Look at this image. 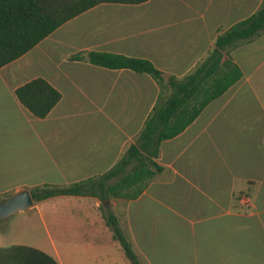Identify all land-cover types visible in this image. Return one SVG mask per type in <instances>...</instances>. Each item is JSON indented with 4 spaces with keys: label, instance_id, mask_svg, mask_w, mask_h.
<instances>
[{
    "label": "crops",
    "instance_id": "crops-1",
    "mask_svg": "<svg viewBox=\"0 0 264 264\" xmlns=\"http://www.w3.org/2000/svg\"><path fill=\"white\" fill-rule=\"evenodd\" d=\"M260 3L103 1L0 66V194L107 171L135 142L155 104L160 87L149 73L71 54L145 57L165 80L182 79L221 30ZM230 55L241 77L160 142L154 160L161 169L137 197L34 200L0 219V264H133L104 211L117 216L139 264H264V31ZM36 77L61 93L44 116L16 94ZM171 91L166 84L164 96ZM245 194L248 204L240 200Z\"/></svg>",
    "mask_w": 264,
    "mask_h": 264
},
{
    "label": "trees",
    "instance_id": "trees-1",
    "mask_svg": "<svg viewBox=\"0 0 264 264\" xmlns=\"http://www.w3.org/2000/svg\"><path fill=\"white\" fill-rule=\"evenodd\" d=\"M103 1L136 3L145 0H0V66L26 52L69 18ZM263 31L264 0H261L255 11L221 30L205 59L182 79L170 76L165 80L162 70L145 57L100 50L71 54L72 59H86L93 64L147 72L157 81L160 91L135 142L110 169L68 185L33 186L30 188L33 199L37 201L56 194H91L102 200L137 197L161 169L154 160L160 142L180 132L210 100L241 77L242 71L230 50L255 39ZM166 84L172 91L164 96ZM16 94L37 116L46 115L61 97L60 91L43 77L18 86ZM111 178L114 180L109 182ZM101 208L104 210V206ZM104 216L125 255L133 264H139L117 216L110 211H104Z\"/></svg>",
    "mask_w": 264,
    "mask_h": 264
},
{
    "label": "water",
    "instance_id": "water-1",
    "mask_svg": "<svg viewBox=\"0 0 264 264\" xmlns=\"http://www.w3.org/2000/svg\"><path fill=\"white\" fill-rule=\"evenodd\" d=\"M34 199L27 187L12 192L9 196L0 200V219L15 212H19L32 206Z\"/></svg>",
    "mask_w": 264,
    "mask_h": 264
},
{
    "label": "built area",
    "instance_id": "built-area-1",
    "mask_svg": "<svg viewBox=\"0 0 264 264\" xmlns=\"http://www.w3.org/2000/svg\"><path fill=\"white\" fill-rule=\"evenodd\" d=\"M240 200L242 201V202H244V203H250L251 202V198H250V196L249 195H242V196H240Z\"/></svg>",
    "mask_w": 264,
    "mask_h": 264
},
{
    "label": "rangeland",
    "instance_id": "rangeland-1",
    "mask_svg": "<svg viewBox=\"0 0 264 264\" xmlns=\"http://www.w3.org/2000/svg\"><path fill=\"white\" fill-rule=\"evenodd\" d=\"M12 193V192H11ZM11 193H3V194H0V200L9 196Z\"/></svg>",
    "mask_w": 264,
    "mask_h": 264
}]
</instances>
